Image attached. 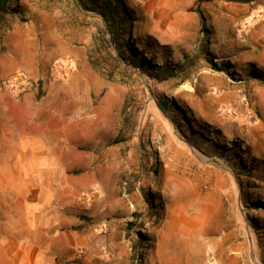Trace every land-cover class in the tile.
<instances>
[{
	"label": "rangeland",
	"instance_id": "obj_1",
	"mask_svg": "<svg viewBox=\"0 0 264 264\" xmlns=\"http://www.w3.org/2000/svg\"><path fill=\"white\" fill-rule=\"evenodd\" d=\"M125 2L134 33L114 41L90 0H8L0 16L1 121L63 153L32 191L48 199L32 245L62 264H264V0ZM165 64L181 67L158 78ZM20 71L31 91L2 86Z\"/></svg>",
	"mask_w": 264,
	"mask_h": 264
},
{
	"label": "crops",
	"instance_id": "obj_2",
	"mask_svg": "<svg viewBox=\"0 0 264 264\" xmlns=\"http://www.w3.org/2000/svg\"><path fill=\"white\" fill-rule=\"evenodd\" d=\"M30 59L28 68L38 73V58L35 59L33 52ZM3 64L2 70H13L16 61L7 58ZM3 94L0 90V110L7 108ZM1 122L5 128L1 129L0 123V191H7L6 197L13 191L10 196H13L11 204L15 212L0 216V221L5 222L0 225V264H62L57 260L58 249H41L33 246L31 239L33 226L47 217L42 210L48 202L47 198L33 199L32 191L47 188L52 180L49 175L57 165L56 159L63 153L49 150L47 139L41 135L26 134L22 127L15 128L10 118ZM1 198L5 197L0 194V202ZM236 252L243 253L241 249Z\"/></svg>",
	"mask_w": 264,
	"mask_h": 264
},
{
	"label": "trees",
	"instance_id": "obj_3",
	"mask_svg": "<svg viewBox=\"0 0 264 264\" xmlns=\"http://www.w3.org/2000/svg\"><path fill=\"white\" fill-rule=\"evenodd\" d=\"M252 0H244V2H249ZM8 0H0V16L7 12L6 4ZM90 8L99 13L103 19L106 21L108 31L111 35V40H118L121 37V34H133L134 33V23L137 20L135 12L127 5L125 0H90ZM125 38V37H123ZM128 52L130 56L134 59L135 62L140 59H146L145 55L140 56V51L134 44L127 43ZM212 64L218 70H224L222 66H218L213 60ZM176 67H181L179 64L175 65ZM169 64L161 66V73L164 75L158 74V78L166 79L167 76H171L172 70L175 69ZM156 104L164 114H168L169 103L165 99H156ZM139 244L136 243L135 254L138 253Z\"/></svg>",
	"mask_w": 264,
	"mask_h": 264
},
{
	"label": "built area",
	"instance_id": "obj_4",
	"mask_svg": "<svg viewBox=\"0 0 264 264\" xmlns=\"http://www.w3.org/2000/svg\"><path fill=\"white\" fill-rule=\"evenodd\" d=\"M63 70V64L56 63L52 67V76L53 79L57 77V75L61 74ZM33 79L30 75L25 72H17L13 74L11 77L4 79L2 81V86L8 89L12 93H28L33 89Z\"/></svg>",
	"mask_w": 264,
	"mask_h": 264
},
{
	"label": "bare ground",
	"instance_id": "obj_5",
	"mask_svg": "<svg viewBox=\"0 0 264 264\" xmlns=\"http://www.w3.org/2000/svg\"><path fill=\"white\" fill-rule=\"evenodd\" d=\"M182 240V239H181ZM186 242V241H185ZM173 244V243H172ZM184 244V243H183ZM182 245V244H181ZM178 246V245H177ZM183 248V247H182ZM190 249H191V247H190ZM229 250V249H228Z\"/></svg>",
	"mask_w": 264,
	"mask_h": 264
}]
</instances>
